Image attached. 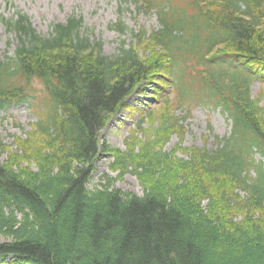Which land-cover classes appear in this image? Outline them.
<instances>
[{
    "label": "trees",
    "instance_id": "trees-1",
    "mask_svg": "<svg viewBox=\"0 0 264 264\" xmlns=\"http://www.w3.org/2000/svg\"><path fill=\"white\" fill-rule=\"evenodd\" d=\"M124 1L154 14L159 25L141 28L112 56L82 33V17L54 24L48 37L21 12L4 18L19 44L0 59V112L30 103L39 137L30 135L20 149L37 170L0 157V229L10 237L0 242V258L11 257L5 264H264V107L251 90L264 78V0ZM118 28L127 30L122 21ZM146 80L157 82L155 97L170 81L191 110L197 102L221 108L231 133L216 137L213 148L190 150L188 159L155 151L152 142L142 154L123 155L121 169L159 176L142 196L89 190L107 116L127 107ZM36 81L45 89H36ZM145 155L154 161L143 162ZM173 173L177 181L161 183Z\"/></svg>",
    "mask_w": 264,
    "mask_h": 264
},
{
    "label": "rangeland",
    "instance_id": "rangeland-1",
    "mask_svg": "<svg viewBox=\"0 0 264 264\" xmlns=\"http://www.w3.org/2000/svg\"><path fill=\"white\" fill-rule=\"evenodd\" d=\"M17 12L27 15L33 27L44 37L50 35L54 24L66 23L72 16L82 17V33L93 41H101L103 52L108 56L117 54L124 42L129 47L141 28L151 32L159 25L154 14L140 11L134 3L124 0H0V59L13 56L19 44L15 33L8 31L4 21V18H14ZM120 21L127 26L124 33L118 28ZM141 49L147 58L151 53L150 48ZM156 84L151 80L141 82L127 98V107L107 116L106 126L102 130L105 148L92 163L89 190L119 188L142 196L147 186L156 185L155 181L159 180V176L155 173L152 177H139L132 168L121 169L117 162L123 155H127L132 149L134 153L142 154V147L152 142L157 143L155 151L171 154L176 152V157L188 159L190 150L205 146L213 148L216 137L223 138L231 133L232 122L221 108L197 102L191 110L187 104H180L170 81L167 82L169 86L165 87V94L155 97ZM34 87L38 90L45 89L38 81L34 83ZM251 90L253 97L264 107V78H256ZM168 101L170 102L167 103ZM37 120L38 115L28 102L13 103L0 112V135L5 145V149L0 152L2 161L15 160L11 158L15 157L17 160L13 164L18 167L32 164L33 170H37L33 159L24 161L20 156V149L28 145L29 136L33 135L34 140L39 137L35 128ZM187 149L189 150L186 152ZM255 157L261 159L260 152ZM142 158L144 156L140 159L148 162L154 161L155 156L148 157L149 160L145 158V161ZM140 171L146 172L145 169ZM251 174L256 175L254 171ZM165 175L161 180L162 184L178 180L174 173ZM240 193L243 197L246 196V193ZM9 239L0 229V242ZM10 259L11 257L0 258V264H5Z\"/></svg>",
    "mask_w": 264,
    "mask_h": 264
}]
</instances>
